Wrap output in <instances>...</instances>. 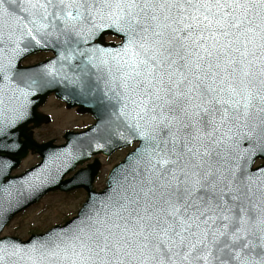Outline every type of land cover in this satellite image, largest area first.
<instances>
[{
    "label": "snow or ice",
    "instance_id": "1",
    "mask_svg": "<svg viewBox=\"0 0 264 264\" xmlns=\"http://www.w3.org/2000/svg\"><path fill=\"white\" fill-rule=\"evenodd\" d=\"M52 41L79 75L49 61L45 76L100 94L108 142L139 144L66 223L0 238V264H264V0H0V152L38 84L19 61ZM10 167L0 219L43 185L14 186Z\"/></svg>",
    "mask_w": 264,
    "mask_h": 264
},
{
    "label": "water",
    "instance_id": "2",
    "mask_svg": "<svg viewBox=\"0 0 264 264\" xmlns=\"http://www.w3.org/2000/svg\"><path fill=\"white\" fill-rule=\"evenodd\" d=\"M41 49H46L50 50L52 48L49 47H40L29 54L36 52ZM54 50V49H52ZM56 53V56L50 60H47L43 63L38 64L35 67H32L33 71L37 67L38 70H45L43 67H38L41 65H44L46 67H52V65H49V61L56 62L58 60L57 57V51L54 50ZM27 54V55H29ZM67 55V53H65ZM79 57H77L76 62H79ZM72 61V60H71ZM74 61V60H73ZM69 61H64L63 62V67L61 66V63L56 62L55 63V69L59 72L67 73L69 76L72 75H77L79 74L77 71H74L72 74L70 71V68L68 67L67 63ZM30 69V68H29ZM42 75L44 77L42 81V88L44 89V94L40 95H34L31 99V106H30V114L26 120L23 122H20L15 129L12 131V134L5 138L4 142L8 145H11V149L9 151H2L0 153V158H2L4 161L10 163L11 167L7 169V177H9L10 171L16 167L19 162L21 161L22 158H24L29 149H33L34 151H37L41 154L43 160L41 163L27 171L25 174L19 176V177H13L9 179L8 181L12 182V184L16 187H20L25 184L27 181H31L34 177H40L41 180L43 181L42 187H40L37 191L33 192L31 195H28L27 192L24 193V196H21L20 199V204L16 207V210L14 211V214L10 216L8 219H0V229L3 228L5 224H7L12 217L20 212L21 210L25 209L26 207L30 206L31 204L37 202L43 195H45L47 192L51 190H56V189H61V190H72L76 187H79L80 184H78V181L81 180L80 174L78 173L74 177L68 179V180H63V177L75 169L76 165L79 163L84 162L85 160L89 159L92 157L93 154L98 153L100 151H107L108 153H111L114 151L116 148H122L125 146H128L130 144H123L122 141H119L115 138H113L112 141V147H109L108 142H104V125L105 123H101L102 121H109L110 120V115L109 112L107 114V117L105 118L103 113H98V123L91 127L89 130L83 132V133H67L66 138H67V143L63 146H53L52 142L44 143V144H38L32 136V132H29V128L27 127V124L31 121H37L36 125H39L42 121V116L39 115L37 112V107L39 104H41L46 95L49 94L52 91H55L56 94L59 97H62L64 100L68 102L70 106H75V105H80L82 111H92L93 110L90 108L91 102L94 101V99H82L81 97L77 99L72 98V91H69V97L64 94L60 90L62 85L68 86L71 85L68 81L63 80L61 76H58L55 79H52L51 77L45 78V75ZM69 90V89H68ZM43 99V100H42ZM90 105V106H89ZM84 107H87L84 109ZM108 109V108H107ZM109 111V109H108ZM48 121V120H45ZM23 123V124H22ZM99 125V127H97ZM108 126V124L106 123ZM110 126V125H109ZM114 127V125H112ZM122 133H124V129H120ZM24 137L25 140H21V137ZM134 142V141H133ZM132 142V143H133ZM98 145H104V147H97ZM242 148H246L247 144H241ZM129 154V153H128ZM128 157V155H127ZM126 157V158H127ZM75 158V159H73ZM261 159H264V157H260ZM258 159V158H257ZM256 159V160H257ZM126 159L115 166L110 175L109 179L113 173L114 169L117 170H122L120 169V166L124 165ZM68 163H72V167L67 170L66 172H63L62 175H56V170L57 168H60L61 165H67ZM98 168V163L96 161L93 169L91 170L92 174H95L97 172ZM56 176V179L53 181L51 180V176ZM82 175V174H81ZM93 179V178H92ZM92 179L90 181V184L87 185L86 187L88 188L89 191V196L95 195L96 197H100L105 191H102L100 193L92 191L91 190V184H92ZM109 184V180L108 183ZM108 187V186H107ZM27 196V199L24 197ZM88 200V199H87ZM87 202V201H86ZM85 202V203H86ZM84 203V204H85ZM43 235H38L33 237L30 241H35L39 240ZM17 242V241H14ZM29 242V241H28ZM28 242L21 243V244H27ZM20 243V242H18Z\"/></svg>",
    "mask_w": 264,
    "mask_h": 264
},
{
    "label": "rangeland",
    "instance_id": "3",
    "mask_svg": "<svg viewBox=\"0 0 264 264\" xmlns=\"http://www.w3.org/2000/svg\"><path fill=\"white\" fill-rule=\"evenodd\" d=\"M62 122L63 121H58L57 119V122L49 127V132H47V134L43 132L41 135H57V127L60 129L61 126H69L68 122ZM38 161L39 160L36 158L28 159L20 170L26 169L30 164H35ZM116 161H118V157L112 158L108 166H111ZM84 200L85 195L78 193H49L38 204L32 206L29 210L15 218L13 222L7 226L3 234L16 235L26 239L33 232H43L53 225L63 223L65 220L76 215Z\"/></svg>",
    "mask_w": 264,
    "mask_h": 264
},
{
    "label": "flooded vegetation",
    "instance_id": "4",
    "mask_svg": "<svg viewBox=\"0 0 264 264\" xmlns=\"http://www.w3.org/2000/svg\"><path fill=\"white\" fill-rule=\"evenodd\" d=\"M104 40L108 43H112V42L120 43L121 42V38H119L116 35H112V34L105 35ZM49 56H50L49 53L40 52V53L31 55V56L25 57L21 61V65L29 66L43 59H47ZM39 110L42 113L49 114L52 116L51 123L43 124L40 127L35 129V136H37L38 138H43L42 140H40L41 142L47 141L49 139H54L56 144H62L63 136L66 131L68 130L82 131V130L87 129L90 125H92L95 122V119L91 114H82L79 112L78 108H74V109L67 108L66 103L57 99L54 95H50L46 103L42 105L39 108ZM57 119L58 121L61 120L63 122H68L69 126L67 127L61 126L60 129L59 127H57L58 133L55 136H51V134L50 136H47V135L42 136L41 134L43 132L46 134L47 132H49V127L52 126L55 122H57ZM125 153H126L125 151H117L114 155H112L109 158H106L105 156L100 155L102 159V167H101L99 174L96 176L94 180V189L101 190L105 187L107 174L111 168V166H108L109 161L114 157H118V159H120L125 155ZM38 157L39 156L37 154H30L26 160L30 158H38ZM26 160L24 162H26ZM87 164L88 163H86L85 166H87ZM29 166H32V164H30ZM77 191L80 192L81 194H86V191L84 189H78Z\"/></svg>",
    "mask_w": 264,
    "mask_h": 264
}]
</instances>
